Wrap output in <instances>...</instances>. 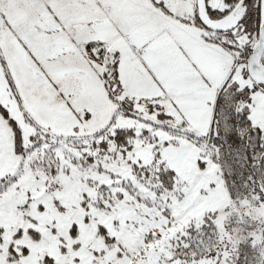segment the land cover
<instances>
[{
	"label": "snow or ice",
	"instance_id": "snow-or-ice-1",
	"mask_svg": "<svg viewBox=\"0 0 264 264\" xmlns=\"http://www.w3.org/2000/svg\"><path fill=\"white\" fill-rule=\"evenodd\" d=\"M0 264H264V0H0Z\"/></svg>",
	"mask_w": 264,
	"mask_h": 264
}]
</instances>
